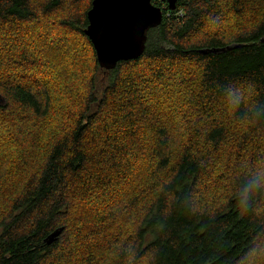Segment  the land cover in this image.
Masks as SVG:
<instances>
[{
	"label": "trees",
	"instance_id": "obj_1",
	"mask_svg": "<svg viewBox=\"0 0 264 264\" xmlns=\"http://www.w3.org/2000/svg\"><path fill=\"white\" fill-rule=\"evenodd\" d=\"M38 1L0 0V29L49 18L69 2L61 27L82 34L92 52L60 46L90 84L64 129L60 116L65 132L49 131L40 144L56 100L63 99L56 90L64 86L62 71L37 68L27 53L15 67V51L0 49V264H100L103 258L109 264H250L264 241V191L253 193L246 208L237 201L258 168L238 170L224 184L219 207L199 198L209 188L206 176L219 172L215 153L232 150L239 157L251 142L248 130L264 135V20L233 21L238 32L230 33L232 14L250 12L252 0H178L174 10L152 0L163 9L162 24L149 32L142 57L112 70L102 69L86 34L94 0ZM214 49L226 51L202 53ZM99 70L104 80L97 85L92 72ZM168 76L190 87L186 111L178 102L184 90L163 92ZM178 116L186 146L176 154L172 118ZM30 126L39 135L35 145L20 143L17 132L28 138ZM149 171L154 178L143 195L119 189ZM111 190L115 197L106 193ZM112 204L119 210L111 212ZM82 206L90 213L79 212ZM93 220L98 228L85 236L75 229ZM61 228L62 238L47 245ZM74 232L67 241L72 258L63 243Z\"/></svg>",
	"mask_w": 264,
	"mask_h": 264
},
{
	"label": "rangeland",
	"instance_id": "obj_2",
	"mask_svg": "<svg viewBox=\"0 0 264 264\" xmlns=\"http://www.w3.org/2000/svg\"><path fill=\"white\" fill-rule=\"evenodd\" d=\"M260 1L264 3L262 0H252L249 1L251 3V11L248 13H245L244 10L241 12V14L234 15L232 14V18L230 21V25L233 26L230 30L231 34H235L238 32V27L236 25H233V21H237V25L239 26L242 24L243 20L246 23L248 22L249 25H253L255 23H258L259 21L264 20V8L261 7ZM40 2V0L38 1ZM71 4L67 2L66 6L63 8V10L55 15L50 16L49 18H42L38 21H31L28 23L19 24L17 26H12L9 24V26H4L0 29V49L1 51H15L13 55H15V67L24 61L25 58L24 55L20 56L22 53H27L31 58L30 62H33L37 68L46 70L48 73L52 74L54 71V65L57 66V69L59 71H62L61 73L58 72V75L64 76V86H56V90L63 91V99L60 101V99L56 100V104L52 108V113L49 116L48 123H46V126L48 127V130L46 133H42L41 135V141L40 144L45 143V140L47 137H49L52 133H61L62 131V123H63V129L67 127L70 123H68L69 120V113H75L78 110H80L83 106V104L80 106V100H81V94L83 93L84 88L90 84L89 80H85L84 78L80 79L79 73H82V67L76 65L75 63L71 62L70 57L68 56V52L66 50H63L61 48L65 47L69 51L73 50L76 53L81 52L83 53L84 50L87 52H92V48L88 40L82 35L79 34L76 31L65 29L61 27L60 21L65 18V14L67 11L70 10ZM61 45V46H60ZM86 47V48H85ZM84 55V53H83ZM91 59H92V53H91ZM91 61V60H90ZM104 69V68H102ZM174 74H177L174 72ZM53 75V74H52ZM82 75H85V71H83ZM93 79L96 80V84L99 85L104 79L102 76H104V73L100 70L98 72H92ZM182 76V75H181ZM91 78V77H90ZM51 79L56 83H59L58 78L55 79L54 77H51ZM167 83L166 87L163 86L164 93L171 95L170 93H173L175 88H179L181 90L185 91V96L183 98L179 99L178 102H182L180 104L182 108L186 111V108L184 107V100L185 97H191L193 101V94L191 92L190 94H186L188 88L182 83L181 80H177L173 78L172 76L166 77ZM61 83V82H60ZM167 89L168 91H165ZM162 90V89H161ZM184 93V92H183ZM250 93V91H249ZM62 94V93H61ZM77 94V97L75 95ZM249 99V98H248ZM172 102H175L174 99H170ZM59 101V102H58ZM80 106V107H79ZM79 107V109H78ZM75 110V111H74ZM96 111L99 110V107L95 108ZM186 115V112H184ZM60 116L62 119V123H59ZM184 117V116H183ZM174 120L173 124V131L175 133V137L173 139V148L177 152L180 153L181 149L186 146V143L184 139L181 137V135L184 133L185 128L181 126V124H184L185 121L183 119L181 120V117L178 116V118L173 117ZM67 122V123H66ZM57 128L56 130L54 128ZM72 127V126H71ZM111 130H118L119 126L112 128ZM241 128V127H240ZM33 127L30 126L28 132L29 136L26 138V134L21 133V131H18L16 136L20 137L19 142L23 140L22 143H25L28 141L32 145H35V142L37 140V135L32 130ZM242 131H245L244 129H241ZM52 133H50V132ZM246 138H250L251 142H248V144L245 145V147L242 148V154L241 156L237 157L234 155L232 150H225L222 149L221 152L215 153L217 154L215 156L217 162L216 165L219 166V172L213 173L210 176H206L205 179H207L206 184H208L207 191L204 192L205 196L200 197L199 201H203L204 204L214 206L217 208L220 205L224 204L223 201L226 197L225 195V189L223 188L224 184L231 183L234 179H236L238 175V170L242 169L243 167L247 168H258L259 173L264 172V135L261 132H254V129L248 130ZM62 132H65L63 130ZM186 134V133H184ZM256 138V139H254ZM26 139V140H25ZM188 140V137H187ZM104 141H106L104 139ZM15 143V142H14ZM15 148L14 145H11ZM117 148L119 146H116ZM23 149L27 151V153H32L33 148L30 146H23ZM37 150V149H36ZM35 150V151H36ZM11 155H14L15 157H18V152H15L13 149L12 151H9ZM10 157L12 158V156ZM214 158V157H213ZM243 159V160H241ZM134 163V161H133ZM16 164V162H15ZM152 164H148V167H151ZM254 170L255 172L257 170ZM148 170V169H147ZM214 168L210 169L209 171H213ZM152 172L149 171V175H147V172H144L139 177H135L134 175L132 178L121 184L119 186L120 190H123L125 195L129 194L131 192V197L133 196H141L143 195V192L147 188V185L149 182H153L154 176H152ZM130 188V189H129ZM129 189V190H128ZM210 191V192H209ZM106 193L110 196L115 197L113 195L114 190L107 191ZM121 193V194H124ZM100 196H103V193L100 194ZM95 197V196H94ZM133 197V198H135ZM113 201H115L113 199ZM120 205V204H119ZM90 207H81L79 212L83 213H90L88 211ZM119 210V206L112 204L110 206L111 212H116ZM86 218V217H84ZM99 221V219H97ZM91 228H98L96 220L88 221L84 224H78L76 226V230H82L84 233V236L86 233L89 232ZM79 233V231H77ZM75 232L70 235L67 240L63 243L64 247L69 248L72 251V258H74V253L71 247L67 245V241L78 235ZM62 236V234H61ZM60 236V238H62ZM82 236V235H81ZM80 236V238H82ZM100 252L107 251L105 248H102ZM264 263V241L263 239L258 244V247L253 254V256L250 258V264H262ZM92 264V263H91ZM100 264H109L107 263V260L105 258L102 259Z\"/></svg>",
	"mask_w": 264,
	"mask_h": 264
},
{
	"label": "water",
	"instance_id": "obj_3",
	"mask_svg": "<svg viewBox=\"0 0 264 264\" xmlns=\"http://www.w3.org/2000/svg\"><path fill=\"white\" fill-rule=\"evenodd\" d=\"M174 10L178 0H162ZM163 9L152 0H94L88 13L90 25L86 34L94 45L99 64L106 70L115 69L121 61L143 56L149 32L162 24ZM230 46L228 50L237 48ZM226 51V49H224ZM221 49L205 50L203 54L220 53ZM63 228L51 234L47 245L56 242Z\"/></svg>",
	"mask_w": 264,
	"mask_h": 264
},
{
	"label": "clouds",
	"instance_id": "obj_4",
	"mask_svg": "<svg viewBox=\"0 0 264 264\" xmlns=\"http://www.w3.org/2000/svg\"><path fill=\"white\" fill-rule=\"evenodd\" d=\"M264 191V172L250 177L238 193V206L246 208L251 195L255 192Z\"/></svg>",
	"mask_w": 264,
	"mask_h": 264
}]
</instances>
